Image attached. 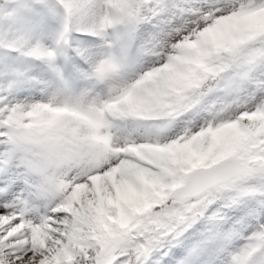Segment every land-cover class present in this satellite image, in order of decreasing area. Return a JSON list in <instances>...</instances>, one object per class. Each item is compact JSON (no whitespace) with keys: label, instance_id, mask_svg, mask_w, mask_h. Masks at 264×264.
Segmentation results:
<instances>
[{"label":"snow or ice","instance_id":"6c2138e0","mask_svg":"<svg viewBox=\"0 0 264 264\" xmlns=\"http://www.w3.org/2000/svg\"><path fill=\"white\" fill-rule=\"evenodd\" d=\"M0 264H264V0H0Z\"/></svg>","mask_w":264,"mask_h":264}]
</instances>
